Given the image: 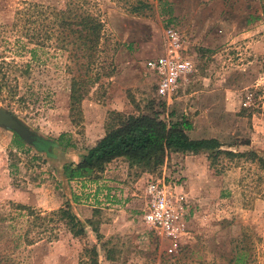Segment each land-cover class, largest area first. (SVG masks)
I'll return each instance as SVG.
<instances>
[{"label":"rangeland","instance_id":"obj_1","mask_svg":"<svg viewBox=\"0 0 264 264\" xmlns=\"http://www.w3.org/2000/svg\"><path fill=\"white\" fill-rule=\"evenodd\" d=\"M146 17L103 0L107 31L123 46L115 73L72 110L67 54L19 48L12 25L23 2L57 6L61 0H0V62H15L0 76V108L18 118L42 143L27 144L0 127V264H80L85 246L100 264H162L192 250V258L231 254L242 234L264 264V164L252 157L210 152L170 153L157 169L126 159L98 176L68 181L63 166L79 163L114 123V115L151 114L193 124L191 139H217L222 150L254 152L264 160V0H145ZM172 12H169V6ZM182 36L195 71L170 98L157 96V79L145 64L164 54L166 30ZM154 178L171 186L184 213V234L174 253L144 222L145 186ZM30 206L48 216V230L26 243ZM82 222L86 239L73 237L51 214L62 207ZM97 231V232H96ZM190 255V252L185 254ZM173 264V262H168Z\"/></svg>","mask_w":264,"mask_h":264},{"label":"trees","instance_id":"obj_2","mask_svg":"<svg viewBox=\"0 0 264 264\" xmlns=\"http://www.w3.org/2000/svg\"><path fill=\"white\" fill-rule=\"evenodd\" d=\"M102 1L61 0L57 6L23 2L15 12L12 25L2 27L17 36L19 48L24 50L29 46L33 47L30 53L34 59L39 50L50 49L67 54V71L72 74L70 100L74 111L89 98L94 87L97 86L98 90L103 87V78L113 76L116 70L114 58L123 46L107 31L106 11L103 10ZM107 1L115 4L122 12L136 17H146L151 9V5L145 0ZM171 7L170 5V13ZM14 66V61L8 63L2 60L0 76L6 79L9 75L7 70ZM114 116V123L109 124L106 135L88 150L82 161L63 166L68 181L96 177L104 171L107 164L118 159H126L132 167L157 169L164 165L170 153L210 152V167L221 155L228 158L252 157L264 164V160L254 152L237 154L222 150L223 146L217 139H191L188 133L193 130V124L186 118L170 122L161 118V113L153 108L151 114ZM13 205L18 215L28 213V229L24 239L31 245L38 237L30 238L33 228L41 235L48 230L50 220L30 206ZM51 216L57 218L58 223H63L73 237L86 239V230L70 206L60 208ZM249 238V234H242L229 256L219 255L210 260L193 259L192 250L186 249L182 256L164 259L162 264L170 261L173 264H257L254 248L246 243ZM187 252L190 255L186 256ZM80 264H100L97 248L85 246Z\"/></svg>","mask_w":264,"mask_h":264},{"label":"built area","instance_id":"obj_3","mask_svg":"<svg viewBox=\"0 0 264 264\" xmlns=\"http://www.w3.org/2000/svg\"><path fill=\"white\" fill-rule=\"evenodd\" d=\"M166 48L164 54L149 60L145 66L157 79V96L170 98L181 88L195 71V66L187 54L183 38L174 28L166 30ZM145 224L160 238L168 240V253H174L179 239L184 234V213L178 205L171 186L150 178L145 186Z\"/></svg>","mask_w":264,"mask_h":264},{"label":"water","instance_id":"obj_4","mask_svg":"<svg viewBox=\"0 0 264 264\" xmlns=\"http://www.w3.org/2000/svg\"><path fill=\"white\" fill-rule=\"evenodd\" d=\"M0 127L12 130L27 144L37 145L42 143V140L36 134L32 133L27 126L4 108H0Z\"/></svg>","mask_w":264,"mask_h":264},{"label":"crops","instance_id":"obj_5","mask_svg":"<svg viewBox=\"0 0 264 264\" xmlns=\"http://www.w3.org/2000/svg\"><path fill=\"white\" fill-rule=\"evenodd\" d=\"M116 161V160H115Z\"/></svg>","mask_w":264,"mask_h":264}]
</instances>
